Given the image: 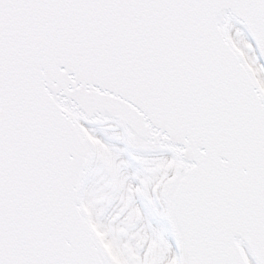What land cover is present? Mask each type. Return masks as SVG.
I'll use <instances>...</instances> for the list:
<instances>
[{
  "label": "snow or ice",
  "instance_id": "obj_1",
  "mask_svg": "<svg viewBox=\"0 0 264 264\" xmlns=\"http://www.w3.org/2000/svg\"><path fill=\"white\" fill-rule=\"evenodd\" d=\"M0 264H264V0H0Z\"/></svg>",
  "mask_w": 264,
  "mask_h": 264
}]
</instances>
